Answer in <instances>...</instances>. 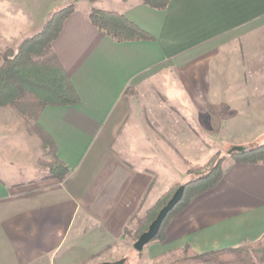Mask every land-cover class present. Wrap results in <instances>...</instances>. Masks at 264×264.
Wrapping results in <instances>:
<instances>
[{
  "label": "crops",
  "instance_id": "obj_1",
  "mask_svg": "<svg viewBox=\"0 0 264 264\" xmlns=\"http://www.w3.org/2000/svg\"><path fill=\"white\" fill-rule=\"evenodd\" d=\"M115 1V9L100 0L77 7L54 44L80 104L46 107L38 122L69 168L67 178H49V169L38 164L43 150L34 136L42 150L38 156L27 155V145L14 136L4 137L15 128L0 129V264H64L76 256L64 250L70 241L110 244L124 234L148 188L153 185L142 206L150 208L159 198L162 176L170 187L177 183L171 167L163 166L162 175L118 154L120 128L136 102L131 98L129 105L124 98L131 85L143 104L154 107L150 119L157 126L141 127L143 137L186 139L197 128H217L232 148L247 149L264 137L259 123L264 121V0H170L166 10L141 0ZM92 8L124 14L152 40H112L91 22ZM31 9L19 0H0V64L1 52L47 18L49 9L35 15ZM177 69L178 84L186 90L181 100L172 97V86L161 83ZM213 71L216 79L205 83L206 73ZM152 84H167L169 103L186 111L181 107L179 115L157 108ZM200 88L202 97L196 94ZM128 127L126 136L133 130ZM263 236L264 163L232 157L224 161L222 180L176 213L165 240L146 246L143 257L151 264L186 245L205 253Z\"/></svg>",
  "mask_w": 264,
  "mask_h": 264
},
{
  "label": "trees",
  "instance_id": "obj_2",
  "mask_svg": "<svg viewBox=\"0 0 264 264\" xmlns=\"http://www.w3.org/2000/svg\"><path fill=\"white\" fill-rule=\"evenodd\" d=\"M141 2L157 10H166L170 0H141ZM74 12L75 3L54 12L41 31L23 38L15 47H8L1 52L0 64V108H10L21 116L26 131L40 142L43 150L38 164L49 169V178L60 182L67 178L70 170L57 156L52 137L41 128L38 121L46 107L80 104L72 79L54 48L65 22ZM89 18L99 31L119 43L152 40L148 33L120 12L95 9L89 13ZM129 90L131 88L128 87L126 93ZM234 154L236 161L240 163H264V144L247 149L244 153ZM221 167L222 164L217 162L211 165L206 173L199 171L198 168L190 169L189 175L195 179L186 183L181 201L167 214L159 232L151 242L164 241L168 225L176 213L187 207L193 198L212 189L222 180ZM177 189L170 198L171 192L165 193L146 212L143 219L137 223L135 236L137 234L140 237L149 229ZM134 218H137L135 214L130 219ZM151 264H264V236L246 245L205 253L195 252L186 245L155 258Z\"/></svg>",
  "mask_w": 264,
  "mask_h": 264
},
{
  "label": "rangeland",
  "instance_id": "obj_3",
  "mask_svg": "<svg viewBox=\"0 0 264 264\" xmlns=\"http://www.w3.org/2000/svg\"><path fill=\"white\" fill-rule=\"evenodd\" d=\"M95 1L96 0H19V2H23L26 7L27 5L33 7V9L30 10L33 15L39 12L40 9L42 11L44 10V8L49 9L48 14L45 16L47 18H41L40 24L36 27H33V29L36 28L35 33L32 29L30 35H34L37 32L41 31L45 23L51 18L54 12L60 10L61 8H64L71 3H75L76 10L77 7L85 8L87 4L90 5ZM99 4L109 5L107 6L109 8L106 9H115L114 6L118 5L119 1L116 2L115 0H100ZM92 10H95V8H92ZM92 10H90V12ZM44 13L45 11L43 12V14ZM37 19H39V17ZM11 46H13V44ZM177 71L178 69L175 71L172 70L171 76L164 78L161 83L167 82L169 86H172L175 91L172 97H177L178 100H181V94L183 92H186V90L182 87V85L178 84V82L182 80V78L178 77L179 75H177L176 73L179 72ZM206 76L207 77L204 78L205 83L213 82L216 79V74L214 71L210 74L206 73ZM164 86L152 84L150 88L152 94L160 102L157 103V108H159V106L161 105L164 111L169 112L171 110L172 113H178L180 115L181 112L179 113L178 109H181L182 107L183 112H185L186 107L179 106L180 104L173 105L169 103V101H172L168 100L170 91L164 89ZM189 87H191V85H189ZM129 88H131V90H129L128 93L124 92V98L127 100V103L131 98H136V102L134 99L131 102L132 105L128 103L130 105V112L126 118V122L124 118L122 127L119 131V139L121 143L117 146V150L120 151L118 154L124 161L125 158L130 159L131 161H135V163L139 161L142 167L155 170L156 172L161 174L163 171V166H165L166 168L171 167V169L173 170L171 179H173V177H176L175 181L177 180V183L170 187V185L165 183V177L162 176L160 186L156 191V193H158L157 197L159 198L158 200H156L155 198L156 202L154 203V205L163 197L165 193L171 192L169 195L170 198L179 186L189 182L192 179L194 180L195 178L189 175L190 169L198 168L199 171H204L206 173L211 165L213 166L218 162L219 164H222L221 169L223 171L224 161L232 157L235 158V154H229V150L233 145L228 142L227 138L224 139L223 137L219 136L217 128L216 130H209L207 132L206 130L197 128L193 131L192 137L186 138L188 141H185V137L180 136L176 138L163 135H158L156 137H143L141 127L144 130L146 129L145 131H148L147 128H152L155 125L157 126V122L150 119L154 107L143 104L144 100L142 97L139 99L137 90L132 85L129 86ZM196 94L199 97H202L203 95H205V91L204 89L200 88L196 92ZM259 123L264 125V121ZM128 126L130 128H133V130L130 132V136H126L128 129L125 130V128H127ZM4 127L11 129L15 128L14 133H9L7 135H4V137L9 136L13 138L14 136V139H17L20 143L26 144L28 147L26 152L27 155L34 153L35 156H38L40 155V153L42 154V150L37 145L36 140L32 138V136H30V133L28 134V132L26 131L21 116L17 115L15 111L7 107L0 108V129ZM263 128L261 130L262 132H264ZM142 137L143 139H147V144L143 142ZM154 140L156 141L155 143ZM262 144H264V137L253 141L252 144L248 145V148H254ZM125 145H127L126 150ZM30 166L32 170H35V165L31 164ZM151 191V187L148 188L145 196L139 204L137 211L134 213L137 218L129 220V223L123 230L124 234L121 237L117 236L118 238H115V240H113V242L110 244H102V242H98V244H84L82 242L81 244L79 241H70L68 244H65L64 250L69 251V253L74 252L76 256L73 260H69L71 258H67L64 264H97L101 262H116L122 259L125 260V264H148L149 260L148 258L143 257V251L146 246L154 242L145 245L142 251H138L135 248V243L138 240L139 235L136 234L135 236L134 233L137 230L138 221H140V219H143V216L151 208H147L145 206V203L142 206L144 198ZM159 193H162V195H159ZM147 201H149V199H146V202ZM151 203H153V201H151ZM155 242L163 241L157 240Z\"/></svg>",
  "mask_w": 264,
  "mask_h": 264
},
{
  "label": "water",
  "instance_id": "obj_4",
  "mask_svg": "<svg viewBox=\"0 0 264 264\" xmlns=\"http://www.w3.org/2000/svg\"><path fill=\"white\" fill-rule=\"evenodd\" d=\"M247 150L244 146H236L229 151V154L244 153ZM188 183V182H187ZM186 183L181 185L171 200L161 209L157 218L151 223L149 229L144 232L135 243V248L138 251H142L145 245L149 244L153 238L157 235L162 225V222L166 218L167 214L179 203L183 197ZM97 264H125V260H119L116 262H101Z\"/></svg>",
  "mask_w": 264,
  "mask_h": 264
}]
</instances>
